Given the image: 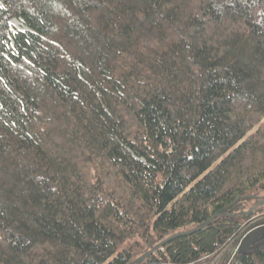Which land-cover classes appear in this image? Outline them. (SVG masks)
Wrapping results in <instances>:
<instances>
[{
  "label": "trees",
  "instance_id": "trees-1",
  "mask_svg": "<svg viewBox=\"0 0 264 264\" xmlns=\"http://www.w3.org/2000/svg\"><path fill=\"white\" fill-rule=\"evenodd\" d=\"M158 245L264 264V0H0V264Z\"/></svg>",
  "mask_w": 264,
  "mask_h": 264
},
{
  "label": "water",
  "instance_id": "water-1",
  "mask_svg": "<svg viewBox=\"0 0 264 264\" xmlns=\"http://www.w3.org/2000/svg\"><path fill=\"white\" fill-rule=\"evenodd\" d=\"M251 212V210L249 211V213ZM211 221V219L208 221V222H210ZM208 222H206V223H204L203 225H206ZM202 225V226H203ZM252 237V239L255 237V235H252L251 236ZM159 247V245L157 246V247H155V248H153L152 250H150L149 252H147L146 254H144V255H142L140 258H139V262H138V264H140L146 257H148L151 253H153L157 248Z\"/></svg>",
  "mask_w": 264,
  "mask_h": 264
},
{
  "label": "rangeland",
  "instance_id": "rangeland-1",
  "mask_svg": "<svg viewBox=\"0 0 264 264\" xmlns=\"http://www.w3.org/2000/svg\"><path fill=\"white\" fill-rule=\"evenodd\" d=\"M12 26L16 30L17 29H23V28H25L24 24L20 20H18V19H14L12 21Z\"/></svg>",
  "mask_w": 264,
  "mask_h": 264
}]
</instances>
